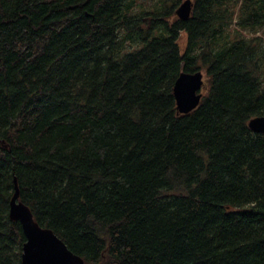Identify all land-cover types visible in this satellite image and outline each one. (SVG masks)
Returning a JSON list of instances; mask_svg holds the SVG:
<instances>
[{"label": "trees", "instance_id": "16d2710c", "mask_svg": "<svg viewBox=\"0 0 264 264\" xmlns=\"http://www.w3.org/2000/svg\"><path fill=\"white\" fill-rule=\"evenodd\" d=\"M135 1L0 0V264H23L14 178L83 264H264V0Z\"/></svg>", "mask_w": 264, "mask_h": 264}, {"label": "water", "instance_id": "95a60500", "mask_svg": "<svg viewBox=\"0 0 264 264\" xmlns=\"http://www.w3.org/2000/svg\"><path fill=\"white\" fill-rule=\"evenodd\" d=\"M192 0H183L175 9L180 19L189 17ZM204 85L203 72L181 71L173 84V95L178 113H187L194 109L202 96ZM253 132L264 133V115H257L248 120ZM9 217L21 224L25 241L22 245L23 264H83V259L74 253L66 243L48 227H42L34 220L29 207L19 199V189L14 178V191L9 201Z\"/></svg>", "mask_w": 264, "mask_h": 264}, {"label": "rangeland", "instance_id": "374dc122", "mask_svg": "<svg viewBox=\"0 0 264 264\" xmlns=\"http://www.w3.org/2000/svg\"><path fill=\"white\" fill-rule=\"evenodd\" d=\"M181 1H183V0H181ZM169 3H170V1H167L166 4H169ZM161 4H162V0H136L133 4L132 10L134 11V13H143L145 10L152 11V10L158 9L161 6ZM231 28H235V26L232 24ZM244 33H247V32H244ZM258 33H260V32H258ZM263 41H264V35H263ZM178 44H179L181 49H183L185 47V33L184 32H181L179 34ZM135 46L137 47L138 44H136L135 42L129 43L127 40H125L124 45L122 46L120 51L121 52L129 51V50L133 49ZM202 72H203L204 83H206L207 77H206L204 71H202ZM205 87H206V85L204 84L201 88L202 92L205 90Z\"/></svg>", "mask_w": 264, "mask_h": 264}]
</instances>
